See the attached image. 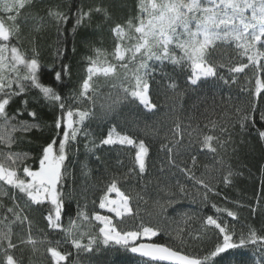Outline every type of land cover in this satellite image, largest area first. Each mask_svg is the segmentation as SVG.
Here are the masks:
<instances>
[{
  "label": "trees",
  "instance_id": "trees-1",
  "mask_svg": "<svg viewBox=\"0 0 264 264\" xmlns=\"http://www.w3.org/2000/svg\"><path fill=\"white\" fill-rule=\"evenodd\" d=\"M139 4L140 0H32L19 9L17 20L22 24V30L18 47L28 57L33 55L34 47L38 49L42 82L53 84L54 72L66 64L68 73L56 90L68 106L92 113L82 124L76 125L80 129L76 140L69 142L67 172L61 187L65 191V206L70 215H62L61 223L65 229H72V236L79 238L82 245H88L90 238L94 241L92 252L75 249L70 239H66L65 232L49 229L45 216L53 208L52 205H26L27 198L17 193L16 202L23 208L20 214L22 217L27 215L31 222V235L45 240L35 252L27 245L13 250L22 264H52L46 250L47 241L54 243L56 240L63 242L61 251L71 253L65 264H72L76 260L80 264H148V261L129 254L123 246L113 243L105 246L100 233L104 225L94 219L97 214L109 217L112 226L119 231L137 230L141 225L149 224L166 228L151 241L141 239L135 243L157 242L192 256L202 257L214 250L217 242H222L217 229L204 227L203 221L208 215L226 222L234 230V241H238L241 235L247 237L250 230L264 235V140L258 135L259 131H264V121L259 119V111H264V100L257 98L255 101L258 108L254 114L255 126L249 122L245 128L240 127L244 112L252 106L255 70L250 66L237 74L229 73L227 67H217L218 75L228 79V84L209 78L198 86H192L188 83L190 67L181 68L167 60L163 63L149 61L155 69L149 72V96L156 108L151 112L145 110L138 100L125 98L123 89H131L134 85L131 65L128 70L123 69L119 66L123 62H118L113 56L119 38L112 29L117 24L127 25L129 20L136 24V17L141 15ZM2 5L3 0H0V20L10 25L12 21L7 19L9 13L3 11ZM97 7L104 11H92L90 18L76 25L78 11L89 12ZM49 10L65 13L67 21L58 24L48 16ZM37 22L39 31L34 28ZM11 43L16 41L13 39ZM122 43L130 44L133 41L125 39ZM97 49L100 50L99 66L116 65L117 74L109 77L93 75L89 91L92 99H85L79 93L88 76L86 69L89 58L97 59ZM174 50L177 56L182 55L179 49ZM216 58L226 65L247 62L246 57H240L231 46L217 53ZM260 75L264 78V73ZM172 83L176 84L175 88L170 87ZM24 99L28 100V110L37 112L38 119L33 121L27 111L17 119L37 123L39 127L27 133H12L16 142L10 148L0 144V151L28 154L23 164L19 165L21 171L18 174L21 176L23 166L38 169L43 147L53 139H62L55 128V121L62 116V112L58 105L44 101L37 89L15 97L8 108L9 114L13 115L17 109L23 108L21 101ZM74 119L78 117L74 116ZM113 128L115 133L129 135L137 141L143 140L148 146L147 171L143 178L129 171L135 167L134 147L101 144ZM206 134L225 141L223 147L214 140L212 143L217 147L215 153L206 148L202 150L199 141ZM177 140L179 145L173 150L170 163L169 154L162 150V145L171 146ZM193 156L196 157L195 165ZM229 167L234 175L232 183L225 185L220 181ZM182 168H190L197 178L209 181L218 194L209 193L207 202H202L203 190L181 171ZM113 178L117 179L121 191L131 197L129 206L132 214L119 219L99 207V201ZM177 182L185 186L188 195L179 196ZM7 191H10L9 187L0 182V218L6 214L7 207H14L9 196L3 195ZM171 192L178 194V202L168 205L165 200L167 193ZM138 194L143 195L144 199H139ZM108 195L113 198L116 194ZM157 199L166 209L163 216L155 203ZM213 205L234 211L238 218L233 220L226 212H217ZM253 207L256 208L255 214ZM78 212L83 215H78ZM71 221H75V224ZM158 221H161L160 225ZM11 227L14 243L29 233L27 222L23 225L17 222ZM197 233L199 236L194 239ZM256 247L247 245L243 249L249 264H254V257L260 256ZM233 251L238 253L241 250Z\"/></svg>",
  "mask_w": 264,
  "mask_h": 264
},
{
  "label": "snow or ice",
  "instance_id": "snow-or-ice-1",
  "mask_svg": "<svg viewBox=\"0 0 264 264\" xmlns=\"http://www.w3.org/2000/svg\"><path fill=\"white\" fill-rule=\"evenodd\" d=\"M32 0H3V11L9 13L7 19L12 21L10 25L0 20V144L10 148L16 141L12 136L14 132L27 133L39 124L29 123L25 120H18L27 111L33 121L38 119L36 111L28 110V100L21 101L23 108L17 109L13 115L9 114L8 108L15 97L26 95L32 89H37L40 97L53 105H58L62 116L55 121V128L62 135V139H53L42 150L39 159L38 169L30 166H23L22 176L18 174L21 169L19 165L27 159V153L0 151V182L7 185L10 191L3 195L9 196L14 202V207H7L6 214L0 218V264H22L16 258L13 250H17L21 245L30 246L32 251L38 250V246L45 243L43 239H37L31 235V222L27 215L21 216L23 208L16 202L17 193L26 197V205L43 206L50 204L53 206L45 216L50 230L65 232L66 239H70L72 247L77 250L92 252L91 247L94 242L89 239L88 245H82L81 240L72 236V229H65L61 223L62 215H70L65 206V191L61 187L64 175L67 172L68 146L70 141H75L79 128L90 113L79 108L73 109L64 101L62 95L56 90L57 85L62 84L64 76L68 73V66L65 64L61 70L54 72V83L47 85L42 82V66L39 60V51L33 48V55L28 57L22 49L18 47L22 30V24L18 22L19 9L25 7V3ZM97 13L104 10L100 7L89 12L78 11L76 25L79 26L86 18H90L91 12ZM139 11L141 15L136 17L138 21L133 24L132 20L127 25L117 24L112 29L114 35L118 37L113 56L120 63V67L128 70L131 65L132 80L134 85L124 88L125 98L131 97L132 100L139 101L145 110L151 112L156 105L149 96L150 84L148 82L149 72L155 71L148 63L156 60L161 63L168 61L181 68L188 66L191 74L188 76V83L198 86L201 82L209 78L222 80L228 84L229 80L223 75H218L217 67L225 68L229 73H243L250 66L255 70V90L252 93L253 102L251 108L244 112L241 120V129L251 122L255 126V115L258 111L256 99L264 100V0H140ZM48 16L55 19L58 24L66 22L68 16L60 11L49 10ZM36 31L40 30L37 22L34 25ZM133 30L134 33L133 34ZM16 43H11L12 40ZM125 39L133 41L130 44L122 43ZM35 43V41H33ZM233 47L240 57H246V63L226 65L219 62L216 58L217 53H221L224 48ZM174 49H179L182 55L177 56ZM97 59L89 58V66L86 71L88 76L84 79L80 97L92 99L89 91L92 88L91 81L93 75L99 74L104 77L115 76L117 66L108 64L99 66L100 50L97 49ZM222 59V56H221ZM143 70V71H142ZM127 78V77H126ZM235 82V79L232 80ZM15 85V87H14ZM175 88L176 84H170ZM243 90V89H242ZM94 102V101H93ZM111 108V106H109ZM238 111H240L238 109ZM78 117V119H74ZM259 119L264 121V111H259ZM12 121H17L12 123ZM179 129V125H177ZM175 135V133H174ZM259 138L264 140V131L258 132ZM216 141L223 147L225 141L219 137L206 134L201 141L202 150L215 153L217 147L212 143ZM102 145L120 144L122 146H132L136 149L134 156L133 169L141 178L147 171V158L149 148L143 140L137 141L129 135L115 133L113 128L106 138L101 141ZM179 145L177 140L171 146L162 145V150L169 154V162H172V153ZM193 165L196 157H192ZM182 172L200 186L202 192V202H207L208 194L215 193V187L209 181L197 178L190 168H182ZM234 173L229 167L222 175L221 181L225 185L232 183ZM179 196H186L185 186L177 182ZM11 190H15L14 192ZM115 193L118 199H110L109 193ZM218 194V193H215ZM168 198L165 203L172 205L178 202L176 192L167 193ZM138 198L143 200L144 196L138 194ZM131 197L117 186V179L113 178L107 186L105 195L99 201L101 209L114 212L116 217H124L125 214L131 215L132 208L129 206ZM155 203L160 207L163 216L166 212L164 205L157 199ZM216 208L215 205H213ZM217 212H226L228 217L236 220L237 214L228 209L216 208ZM253 214L256 208H252ZM10 214V215H9ZM78 215H83L79 213ZM87 219V217H85ZM94 219L101 222L104 226L100 228L105 246L113 243L127 248L130 252L138 254L140 257L147 258L148 264H249V259L244 255L243 249L247 245H255L256 251L260 252L259 257H254V264H264V235H257L255 230H250L248 236L241 235L238 241L233 240L234 230L230 229L226 222L219 217L208 215L204 221V227H214L222 236V242H217L214 250L201 256L184 254L179 250L157 242L144 243L138 245L137 240H149L160 235L166 228L160 226L141 225L137 230L119 231L112 226V221L107 216L95 215ZM19 222L21 225L27 222L29 233L26 237L14 243L13 229L11 224ZM75 224V221H71ZM158 225L161 221L157 222ZM182 231V230H181ZM199 234L193 238H198ZM47 253L52 259V264H65L69 260L70 252L61 251L63 243L60 240L47 241ZM240 249V252L233 250ZM227 254V255H224ZM219 257V260L216 258ZM72 264H80L79 260Z\"/></svg>",
  "mask_w": 264,
  "mask_h": 264
},
{
  "label": "rangeland",
  "instance_id": "rangeland-1",
  "mask_svg": "<svg viewBox=\"0 0 264 264\" xmlns=\"http://www.w3.org/2000/svg\"><path fill=\"white\" fill-rule=\"evenodd\" d=\"M2 145H4V144H2ZM110 199H118V197L115 195L113 198H110ZM104 211H105L107 214H110V215L114 216V217L117 218V219L121 218V217H116V215H115L114 212H109V211H107V208H105ZM125 215H127V214H125ZM102 227H103V226H102Z\"/></svg>",
  "mask_w": 264,
  "mask_h": 264
},
{
  "label": "water",
  "instance_id": "water-1",
  "mask_svg": "<svg viewBox=\"0 0 264 264\" xmlns=\"http://www.w3.org/2000/svg\"><path fill=\"white\" fill-rule=\"evenodd\" d=\"M139 243H141V242H138V243H136V244L138 245ZM144 243H148V242H144ZM128 252H129V254H131V255L134 256V257H137V258H140V259H143V260L147 261V258L140 257L138 254H136V253H132V252H130L129 250H128Z\"/></svg>",
  "mask_w": 264,
  "mask_h": 264
}]
</instances>
